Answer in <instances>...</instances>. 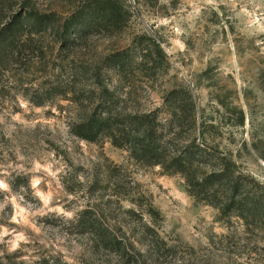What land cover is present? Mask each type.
Returning a JSON list of instances; mask_svg holds the SVG:
<instances>
[{
  "label": "rangeland",
  "instance_id": "1",
  "mask_svg": "<svg viewBox=\"0 0 264 264\" xmlns=\"http://www.w3.org/2000/svg\"><path fill=\"white\" fill-rule=\"evenodd\" d=\"M78 1L0 0V25ZM122 1L124 31L74 50V72L57 66L50 35L0 63V264H264V233L245 235L239 220L229 231L183 175L74 134L103 86L120 96L136 85L129 109L190 92L196 125L187 106L180 142L219 148L264 186V0ZM143 33L162 42L165 67L125 85L103 64Z\"/></svg>",
  "mask_w": 264,
  "mask_h": 264
},
{
  "label": "trees",
  "instance_id": "2",
  "mask_svg": "<svg viewBox=\"0 0 264 264\" xmlns=\"http://www.w3.org/2000/svg\"><path fill=\"white\" fill-rule=\"evenodd\" d=\"M128 15L122 0H80L64 14L32 10L13 14L0 25V63L19 59L23 52L42 45V40L50 35L51 49L58 54L55 60L60 61L57 66L74 72L67 63L74 50L95 36L120 35L127 26ZM41 54L45 57L47 53ZM166 61L160 39L143 33L127 48L112 53L103 65L114 69L126 85L127 79L136 73L150 72L157 76ZM137 89L136 85H129L127 92L119 96L103 86L91 114L76 126L74 134L93 143L109 139L116 147L127 149L142 165L183 175L190 195L215 208L229 231L234 221L239 220L245 235L264 233V186L239 171L236 163L219 148L208 143L180 142L182 129L189 121L187 106L196 125V103L190 92L182 99L180 92L174 90L155 109H129L128 101Z\"/></svg>",
  "mask_w": 264,
  "mask_h": 264
}]
</instances>
